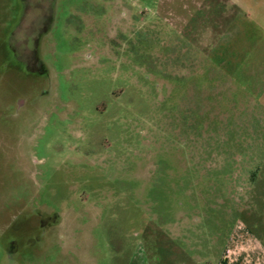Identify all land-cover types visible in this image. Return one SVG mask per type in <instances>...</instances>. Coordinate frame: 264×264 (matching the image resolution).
<instances>
[{"label": "rangeland", "instance_id": "374dc122", "mask_svg": "<svg viewBox=\"0 0 264 264\" xmlns=\"http://www.w3.org/2000/svg\"><path fill=\"white\" fill-rule=\"evenodd\" d=\"M0 264H264V0H0Z\"/></svg>", "mask_w": 264, "mask_h": 264}, {"label": "flooded vegetation", "instance_id": "af4514ba", "mask_svg": "<svg viewBox=\"0 0 264 264\" xmlns=\"http://www.w3.org/2000/svg\"><path fill=\"white\" fill-rule=\"evenodd\" d=\"M45 9V8H44ZM43 15V26L39 32V35L37 37V39H35V42H39L41 39V34H43L44 32L47 31L48 26L50 24V16H51V11L50 9H47L46 12ZM46 26V27H45ZM30 58H35L36 61H32ZM23 61L25 63L26 69L29 70L32 73H37V74H45L46 70L44 68V65L42 64V62L40 61V59L37 56V51L34 52H29L26 51L25 56L23 58Z\"/></svg>", "mask_w": 264, "mask_h": 264}]
</instances>
